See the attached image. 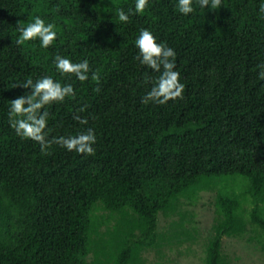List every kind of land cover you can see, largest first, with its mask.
Instances as JSON below:
<instances>
[{"label":"trees","instance_id":"trees-1","mask_svg":"<svg viewBox=\"0 0 264 264\" xmlns=\"http://www.w3.org/2000/svg\"><path fill=\"white\" fill-rule=\"evenodd\" d=\"M262 2L222 0L213 10L193 0L185 16L178 0H149L122 23L118 10L135 0H0V264H143L147 249L188 238L183 205L212 183L203 264L230 263L228 237H247L264 255ZM36 16L55 24L56 40L17 45V22ZM142 28L174 49L182 99L141 102L159 75L135 59ZM57 54L87 59L99 84L91 73L80 82L57 72ZM45 75L76 92L47 106L49 138L91 127L93 155L58 145L43 155L10 127V101L31 91L13 86ZM160 213L180 215L182 229L162 233Z\"/></svg>","mask_w":264,"mask_h":264},{"label":"clouds","instance_id":"clouds-1","mask_svg":"<svg viewBox=\"0 0 264 264\" xmlns=\"http://www.w3.org/2000/svg\"><path fill=\"white\" fill-rule=\"evenodd\" d=\"M201 8L209 7L213 10L222 6V0H195ZM149 0H135L134 10L125 12L124 9L118 10V19L122 23H127L133 11L136 14L143 13L148 7ZM177 8L180 14L188 15L194 11L193 0H178ZM260 13L264 14V2L260 4ZM264 19V16L261 17ZM55 24L45 23L40 16L33 18L27 26H22L17 22V45H23L28 41L39 39L40 46L48 48L57 38ZM135 46L138 49V55L135 57L141 65L148 67L154 72L159 73L158 77L152 82L151 89L142 97L141 102H149L164 105L169 100L183 98L185 85L180 82V73L175 70L176 53L173 48L165 42H157L156 36L147 29L139 30V35L135 40ZM53 63L56 71L62 75L75 76L80 82L91 79L99 84L100 75L98 71L90 68L87 59L82 62H73L68 57L57 54ZM262 70L259 78L264 79V63L258 65ZM23 87L31 89L30 93L17 97L10 101L9 124L21 139L32 140L39 144L40 151L43 155H48L53 145L65 148L67 151H75L78 154L93 155L96 143V135L91 127L85 128L75 135L58 136L49 138L50 129L48 122L50 113L46 110L47 106L53 103H62L66 97H74L76 92L71 83L62 84L54 80L52 76L45 75L35 81L31 78L23 83L15 84L13 87ZM95 91L99 92L97 86ZM86 105L78 109V112L86 110ZM73 119L81 125H87V118H82L76 114Z\"/></svg>","mask_w":264,"mask_h":264},{"label":"rangeland","instance_id":"rangeland-1","mask_svg":"<svg viewBox=\"0 0 264 264\" xmlns=\"http://www.w3.org/2000/svg\"><path fill=\"white\" fill-rule=\"evenodd\" d=\"M228 182H232V179ZM244 179L240 177L237 184H242ZM219 183H212L210 187L199 193L198 199L190 203L186 201L183 205L187 216L190 219L186 220V227L188 234L186 238L184 235L176 236L172 242L166 243L155 248H149L144 252L143 264H203L205 256L206 241L211 235V222L213 218V189H218ZM99 218L102 217L103 210L96 209ZM192 216V217H191ZM180 215H159V230L162 233L175 230L178 232L182 228L175 223L179 220ZM174 222V224H173ZM113 219H110V224ZM104 228V227H103ZM184 237V238H183ZM224 249L230 256L229 264H264V255L258 248L257 242L249 240L247 237L243 238H225Z\"/></svg>","mask_w":264,"mask_h":264}]
</instances>
